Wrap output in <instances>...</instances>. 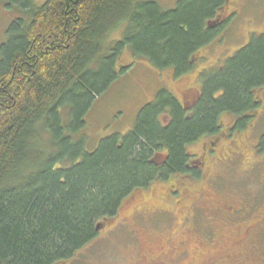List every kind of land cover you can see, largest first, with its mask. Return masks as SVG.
I'll return each mask as SVG.
<instances>
[{"label": "trees", "instance_id": "16d2710c", "mask_svg": "<svg viewBox=\"0 0 264 264\" xmlns=\"http://www.w3.org/2000/svg\"><path fill=\"white\" fill-rule=\"evenodd\" d=\"M0 4L16 13L0 44V264L71 261L136 190L188 174L189 146L218 134L222 114L238 118L241 129L258 108L264 34L214 75H201L191 110L162 89L132 130L87 152L73 136L127 70H117L122 52L129 48L175 79L187 75L199 50L221 34L224 22L211 23L225 0H178L173 9L152 0Z\"/></svg>", "mask_w": 264, "mask_h": 264}, {"label": "rangeland", "instance_id": "374dc122", "mask_svg": "<svg viewBox=\"0 0 264 264\" xmlns=\"http://www.w3.org/2000/svg\"><path fill=\"white\" fill-rule=\"evenodd\" d=\"M34 1L42 5L45 0ZM152 1L173 9L178 0ZM15 17L0 4V44ZM220 22L221 34L199 50L194 69L179 79L136 60L126 48L117 70H127L95 101L73 142L92 152L103 139L125 135L162 89L189 108L202 89V74L214 75L253 36L264 34V0H225L211 25ZM120 37L118 32L111 40ZM255 97L258 108L244 128L233 129L237 118L222 114L218 134L189 146V153L203 163L199 178L173 176L136 190L117 216L100 222L99 237L62 264H264V87ZM160 120L166 123L168 115ZM211 147L215 150L208 154Z\"/></svg>", "mask_w": 264, "mask_h": 264}, {"label": "flooded vegetation", "instance_id": "af4514ba", "mask_svg": "<svg viewBox=\"0 0 264 264\" xmlns=\"http://www.w3.org/2000/svg\"><path fill=\"white\" fill-rule=\"evenodd\" d=\"M220 23H222V22H220ZM201 94V91H199V93H198V97H199V95ZM198 97H196L194 100H193V102H192V105L188 108L187 106H186V104L183 102V103H181L186 109H188V110H191V108L196 104V102H197V99H198ZM181 102V101H180ZM239 121V119L237 118V119H235L234 120V122L232 123V126H233V129H235V127H236V125H237V122ZM236 129H238V128H236ZM238 130H240V129H238ZM211 149H214L215 150V148H213V147H211V148H209L208 149V154H209V151H211ZM189 155H190V161H189V165H188V169L190 170V172L188 173V174H186V175H178V177H183V178H188V179H193V178H199L200 177V174H202V168H203V163L200 161H198L197 159H194V156L192 155V154H190L189 153ZM210 156V155H209ZM211 157V156H210ZM196 172V174H194L193 172ZM172 194L174 195V196H178L177 194H179V192L177 193L176 191H173L172 192ZM231 212H233V210L231 209L230 210ZM134 213V212H133ZM228 213V212H227ZM138 214V213H137ZM223 216H225L226 214H222ZM132 216H134V215H132ZM227 216H234V214L233 213H229V214H227ZM100 229V224H99V226H98V230ZM100 231V230H99Z\"/></svg>", "mask_w": 264, "mask_h": 264}, {"label": "bare ground", "instance_id": "6f19581e", "mask_svg": "<svg viewBox=\"0 0 264 264\" xmlns=\"http://www.w3.org/2000/svg\"><path fill=\"white\" fill-rule=\"evenodd\" d=\"M158 3V2H157ZM159 4V3H158ZM136 58V57H135ZM152 64V63H151Z\"/></svg>", "mask_w": 264, "mask_h": 264}]
</instances>
